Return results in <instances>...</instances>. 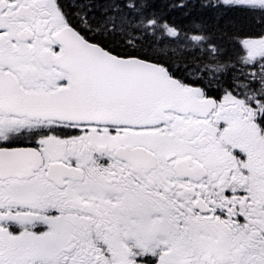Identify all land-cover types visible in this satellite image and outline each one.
Returning a JSON list of instances; mask_svg holds the SVG:
<instances>
[{
	"label": "snow or ice",
	"instance_id": "1",
	"mask_svg": "<svg viewBox=\"0 0 264 264\" xmlns=\"http://www.w3.org/2000/svg\"><path fill=\"white\" fill-rule=\"evenodd\" d=\"M0 264H264V0H0Z\"/></svg>",
	"mask_w": 264,
	"mask_h": 264
},
{
	"label": "trees",
	"instance_id": "2",
	"mask_svg": "<svg viewBox=\"0 0 264 264\" xmlns=\"http://www.w3.org/2000/svg\"><path fill=\"white\" fill-rule=\"evenodd\" d=\"M174 18H179V14L178 13H173Z\"/></svg>",
	"mask_w": 264,
	"mask_h": 264
}]
</instances>
